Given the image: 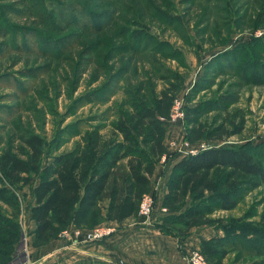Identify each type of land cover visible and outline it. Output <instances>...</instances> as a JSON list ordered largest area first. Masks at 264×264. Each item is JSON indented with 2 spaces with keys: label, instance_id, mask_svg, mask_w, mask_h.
I'll use <instances>...</instances> for the list:
<instances>
[{
  "label": "rangeland",
  "instance_id": "obj_1",
  "mask_svg": "<svg viewBox=\"0 0 264 264\" xmlns=\"http://www.w3.org/2000/svg\"><path fill=\"white\" fill-rule=\"evenodd\" d=\"M24 2L0 0L5 8H0L2 15L9 26L15 27L9 38L18 45L28 43V47L18 50L5 43L0 55V150H16L20 136L31 131L44 138V161L50 159L49 155L83 144L87 138L92 142L94 132L99 134L96 149L100 151L112 141L122 140L114 125L123 122L140 146L152 154L154 165L159 164L168 151L184 149V125L180 120L168 124L162 120L168 128L166 139L159 146L145 143L147 124L138 119L135 106L152 104L159 91L171 82L177 87L175 96L183 100L184 110L198 105L204 109L189 120L192 139H187L186 150L264 143V80L244 83L236 68L208 71L206 66L213 55L251 36L264 35V0H45L46 8L53 10L60 25L56 31L39 22L33 16L37 10ZM34 31L50 33L56 39L66 38L62 44H55L59 50L56 54L38 51L42 41H36L37 37L43 38L33 35ZM46 48L53 49L51 45ZM105 86L106 92L102 91ZM114 89L108 96L107 92ZM161 117L167 119L169 112L160 115V120ZM171 140L175 144L170 146ZM130 158L136 161L135 157ZM130 158L118 163L110 182L114 187L118 180L122 192L128 187ZM38 179L36 168L15 187L21 204L15 218L18 227L12 237L7 232L15 229L0 223V264L10 254L12 261L16 251L27 252V264H38L40 260H30L31 246L39 248L60 235L66 238L70 234L72 240L69 224L57 235L52 233L35 241L30 207ZM238 182V177L233 176L220 189ZM147 186L144 192H148ZM191 187L190 183L183 200L172 208L157 203L159 215L153 222L178 216L184 206L191 204L204 202L210 206L189 218L191 225L179 219L168 222L167 226L176 232L171 236L177 242H184L197 230L207 228L213 232L221 225L236 222L264 229V182L237 191L229 200L233 203L229 209L213 207L204 200L210 189ZM101 202L108 206V196ZM101 202L103 220L91 226L87 223L93 220L80 225L71 223L73 232L79 230L82 235L93 227L109 225ZM206 261L215 264L213 260ZM220 264H264V259L262 255L237 253L232 248Z\"/></svg>",
  "mask_w": 264,
  "mask_h": 264
},
{
  "label": "trees",
  "instance_id": "obj_2",
  "mask_svg": "<svg viewBox=\"0 0 264 264\" xmlns=\"http://www.w3.org/2000/svg\"><path fill=\"white\" fill-rule=\"evenodd\" d=\"M24 4L37 10L33 16L50 31L60 30L56 15L52 9L46 8L45 0H25ZM0 8L4 6L0 4ZM10 12L14 11L11 9ZM2 14L0 10V37L2 38L0 55L5 50L3 48L5 43H10L9 46L17 50L28 47L27 42H24L26 45H18L12 37L9 38L15 27L9 26ZM33 35L43 38L37 37L36 41H42L41 46L37 47L38 51H49L53 54L59 52L55 44H62L66 38L64 36L56 39L50 33L42 34L38 31H34ZM49 45L53 47L52 50L46 48ZM263 59L264 35L251 36L247 41L238 42L231 48L213 55L206 66L208 71L212 68H236L241 82L257 83L264 80ZM107 89L108 86H105L102 91L106 92ZM100 90L97 92L103 94L104 92ZM114 91L115 89L108 91V96H111ZM176 91V85L171 82L159 91L152 104L135 106L138 119L147 124V133L143 139L145 143L159 146L166 139L168 128L159 116L167 115ZM202 110L204 109L199 105L185 107L183 122L186 130L185 139H192L189 127L191 117L200 114ZM114 126L121 133L122 140L112 141L100 151L96 149L99 134L94 132L92 142L87 138L83 144L49 155L50 159L44 161V138L31 131H25L20 136L21 143L17 145L16 150L9 148L0 150V223L11 225L15 229L6 231L8 235L15 236L18 227L15 218L21 211L20 199L15 192V187L36 168L39 169V179L32 190L34 203L30 207L31 218L35 223L33 234L36 242L44 240L49 234L57 235L71 223L80 225L87 220H93L87 223L91 226L93 223L102 221L103 217L100 216L104 214L100 202L105 196L109 198V205L106 208L108 220L116 219L122 222L136 217L138 201L149 183V175L153 171L155 160L148 150L140 146V142L131 132L128 124L117 122ZM174 154L177 153H172ZM132 156L136 158L135 162L131 160ZM125 158H130L127 168L129 181L128 187L122 192L118 180L114 187L110 186V182L112 178L114 179L116 166ZM233 176H237L239 182L227 189H220ZM263 182V142L240 146H211L195 153L185 154L174 162L166 181V193L161 204L166 208H172L183 200L191 183V190L197 187L211 190L210 194L203 199L214 205L213 207L229 209L233 205L229 200L236 195L237 191L243 188H255ZM208 207L210 206L204 202L184 206L178 216L156 219L153 226L164 234L174 235L176 232L167 226L170 220L179 219L188 224L189 218L200 215ZM6 211H9L8 215ZM220 228L224 232L223 236L200 240V250L206 259L220 264L232 248L237 253L253 252L262 255L264 259V229L255 228L250 223L238 222L221 225ZM0 256H2L1 253ZM10 259L11 254L3 264H7Z\"/></svg>",
  "mask_w": 264,
  "mask_h": 264
},
{
  "label": "crops",
  "instance_id": "obj_3",
  "mask_svg": "<svg viewBox=\"0 0 264 264\" xmlns=\"http://www.w3.org/2000/svg\"><path fill=\"white\" fill-rule=\"evenodd\" d=\"M181 153L172 155V151H168L164 166L160 160L149 176L147 191L155 198L154 218L159 215L156 212L159 208L157 203L161 204L166 193V181L172 165L187 154ZM102 205L105 211L107 204ZM133 220L134 217L122 222L108 220L114 231L99 241L91 242H82L83 236L76 235L73 232L74 225L70 224L72 240L69 239L70 234L66 238L60 235L39 248L31 246L30 260H40L38 264H187L185 253L192 248H200L201 239L224 235L221 228H216L217 231L213 232L205 228L193 231L194 234L180 243L173 236L161 233L153 225L138 226L133 224Z\"/></svg>",
  "mask_w": 264,
  "mask_h": 264
},
{
  "label": "built area",
  "instance_id": "obj_4",
  "mask_svg": "<svg viewBox=\"0 0 264 264\" xmlns=\"http://www.w3.org/2000/svg\"><path fill=\"white\" fill-rule=\"evenodd\" d=\"M161 120H166L168 123H174L177 120H180L181 124L184 122V107H183V100L179 98L178 96H175L173 98L171 107L169 109V117L167 119H164L161 117ZM183 146L184 149L181 148H175L172 150L173 153H180L185 152L188 153H195L194 150H186L185 146H188L187 139L183 138ZM174 140L170 141V146L174 145ZM167 160V154H164L161 159V164L164 166ZM154 206H155V198L154 195L149 192H144L139 201H138V208H137V215L135 217V224H141V225H152L154 222ZM114 231V228L110 225H99L96 227H93L91 229H88L86 232L82 234L83 239L82 242H91V241H99L106 236H109ZM79 230H75L74 233L76 235H80ZM24 242H21V244ZM19 244V246L21 245ZM27 252H21L18 254V251L14 253V256L12 257V261H10L8 264H27L28 263V257ZM185 261L187 264H207L206 258L204 254L201 252L199 248H192L189 251H187L184 255Z\"/></svg>",
  "mask_w": 264,
  "mask_h": 264
}]
</instances>
